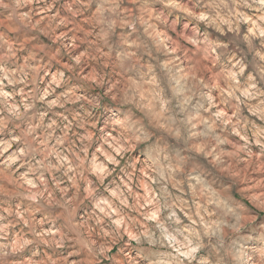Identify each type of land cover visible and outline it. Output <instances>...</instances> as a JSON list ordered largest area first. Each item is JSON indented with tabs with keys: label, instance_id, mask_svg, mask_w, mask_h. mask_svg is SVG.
I'll return each instance as SVG.
<instances>
[{
	"label": "clouds",
	"instance_id": "1",
	"mask_svg": "<svg viewBox=\"0 0 264 264\" xmlns=\"http://www.w3.org/2000/svg\"><path fill=\"white\" fill-rule=\"evenodd\" d=\"M0 264H264V0H0Z\"/></svg>",
	"mask_w": 264,
	"mask_h": 264
}]
</instances>
